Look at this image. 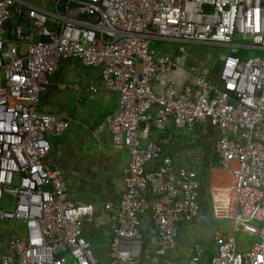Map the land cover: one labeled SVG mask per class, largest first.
Listing matches in <instances>:
<instances>
[{"label": "built area", "instance_id": "1", "mask_svg": "<svg viewBox=\"0 0 264 264\" xmlns=\"http://www.w3.org/2000/svg\"><path fill=\"white\" fill-rule=\"evenodd\" d=\"M236 35L251 44L235 43ZM153 41L237 53L226 56L220 86L204 67L182 89L171 84L159 94L155 77L176 64ZM248 49L260 55H238ZM70 60L97 69L102 86L117 94L118 108L101 127L130 155L121 201L104 206L116 216L106 264H141L143 215H151L160 259L177 248L179 226L200 214L196 171L176 167L158 143L140 138L170 121L178 129L206 121L217 129V164L233 178L223 192L234 202L233 211L218 208L217 218L254 238L240 251L233 233L215 231L209 264H264V0H49V10L0 0V225L19 224L0 247V264H99L85 237L95 206L69 197L51 158L49 136L66 133L70 119L39 110L51 78ZM203 257L197 243L182 264Z\"/></svg>", "mask_w": 264, "mask_h": 264}, {"label": "crops", "instance_id": "2", "mask_svg": "<svg viewBox=\"0 0 264 264\" xmlns=\"http://www.w3.org/2000/svg\"><path fill=\"white\" fill-rule=\"evenodd\" d=\"M32 1L49 10V0ZM164 43L168 44L170 52L162 51L160 54L170 56L176 66L170 72L155 77L153 89L159 94H163L171 84L182 89L192 74L205 67L204 60L187 47L193 44ZM209 69L214 86H220L217 70L214 66ZM117 108V94L102 86L99 71L84 67L77 60L61 63L57 74L51 78L50 86L42 94L39 107L40 112L62 113L70 119L71 125L66 133L49 136L51 158L62 169L69 197L95 206L94 222L86 224L85 237L93 244L95 255L104 256L106 261L110 239L116 227V216L106 211L104 206L121 201L125 193V170L130 161L127 149L113 145L110 133L101 127L105 118ZM217 134V129L209 121L190 129H178L174 121H170L163 132L141 131L143 143L155 141L162 148L163 155L170 157L176 167L196 171L200 183L198 202L201 208L199 216L191 224L179 226L175 251L160 259L155 257L156 233L151 215H143L141 264L185 263L191 256L192 247L197 243L208 251L202 264H206L210 256L216 253L213 233L217 231V209L221 208L225 212L234 208L233 200H229L226 192H223L232 190L233 178L229 169L217 164L214 149ZM155 165L148 166L147 171H152ZM196 223L201 228L202 237L196 243L189 244L187 235L193 233ZM18 225L14 222L2 224L0 247L5 246ZM249 244L250 242L243 244L240 251L247 250Z\"/></svg>", "mask_w": 264, "mask_h": 264}, {"label": "rangeland", "instance_id": "3", "mask_svg": "<svg viewBox=\"0 0 264 264\" xmlns=\"http://www.w3.org/2000/svg\"><path fill=\"white\" fill-rule=\"evenodd\" d=\"M30 1V0H29ZM33 2V1H32ZM46 8V7H45ZM235 43H242L245 45H250L251 42L249 40H243L240 36L234 37ZM189 49H191L194 53H196L199 57H201L205 62V67L211 68L216 67L219 61V58L221 55H230L231 51L228 48L220 47V46H210V45H199V44H193V45H187ZM152 49H154L156 52L160 53L162 51L170 52V48L168 47L167 43H163L161 41H153L152 43ZM260 55L259 53L253 51V50H247L244 52H241L239 56L241 58H253ZM217 230H220L223 233H233L235 235V238L237 240L238 248L242 249L243 244H246L247 242H251L254 240V238L248 236L245 234L241 228H239L238 231H235V227H231L229 222L226 221V219H218L217 221ZM256 224V223H254ZM2 225H0L1 227ZM21 229L23 228V225H20ZM215 229V230H216ZM215 232V231H214ZM214 235V233H213ZM202 237L201 235V228L199 227V224L196 223L193 229V233H190L187 235V240L189 244L196 243V241L200 240ZM206 241V240H205ZM97 261L100 264H105L106 260L104 256H96Z\"/></svg>", "mask_w": 264, "mask_h": 264}, {"label": "water", "instance_id": "4", "mask_svg": "<svg viewBox=\"0 0 264 264\" xmlns=\"http://www.w3.org/2000/svg\"><path fill=\"white\" fill-rule=\"evenodd\" d=\"M97 21H98V18H93V19L91 20V22H94V23H96ZM10 24H11L12 26H14V27H17V26H18V20H17L16 18H14V19L11 21ZM231 53H237V51H236V50H231ZM226 56H227V55H221L220 58H219L218 64H217V66L215 67V69L217 70V74H218V75L220 74V69H221V67H222V65H223V63H224V60L226 59Z\"/></svg>", "mask_w": 264, "mask_h": 264}, {"label": "trees", "instance_id": "5", "mask_svg": "<svg viewBox=\"0 0 264 264\" xmlns=\"http://www.w3.org/2000/svg\"><path fill=\"white\" fill-rule=\"evenodd\" d=\"M11 29H12V26H7L6 27V30L7 31H11ZM8 37H9V39L11 38V36H10V34H8ZM164 43V42H163ZM239 55V54H238ZM200 244V243H199ZM202 245V244H201ZM202 247H203V245H202ZM204 248V247H203ZM214 254V253H213ZM213 254L210 256V259L206 262V264H209L210 263V260H211V258H212V256H213ZM208 255V251L207 250H205L204 249V257H203V259H206V256ZM202 259V260H203ZM107 262V261H106ZM106 262H105V264H106ZM203 262V261H202ZM100 264V263H99ZM202 264V263H201ZM204 264V263H203Z\"/></svg>", "mask_w": 264, "mask_h": 264}]
</instances>
